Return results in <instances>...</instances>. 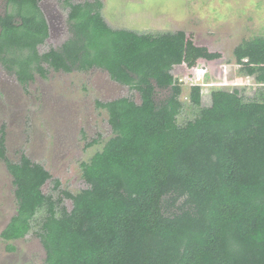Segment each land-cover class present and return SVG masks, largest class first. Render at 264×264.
I'll return each mask as SVG.
<instances>
[{"label":"trees","instance_id":"1","mask_svg":"<svg viewBox=\"0 0 264 264\" xmlns=\"http://www.w3.org/2000/svg\"><path fill=\"white\" fill-rule=\"evenodd\" d=\"M4 1L0 64L20 84L50 69L99 68L138 92L139 102L123 96L97 103L112 135L80 163L88 186L62 191L70 210L43 192L51 179L43 165L23 152L17 162L7 157L1 126L0 159L16 200L1 238L21 239L38 226L46 264H264V36L233 51L253 92L217 88L203 104L201 85L192 84L195 114L181 123L182 86L173 66L221 54L194 44L183 30L113 28L100 0H58L68 9L70 35L39 53L49 35L39 0ZM161 90L169 93L159 101Z\"/></svg>","mask_w":264,"mask_h":264},{"label":"rangeland","instance_id":"2","mask_svg":"<svg viewBox=\"0 0 264 264\" xmlns=\"http://www.w3.org/2000/svg\"><path fill=\"white\" fill-rule=\"evenodd\" d=\"M100 1L101 13L113 28L149 33L183 30L194 44L221 54L210 61L198 59L191 66L185 62L173 66L171 73L182 86L179 98L184 103L179 122L194 117L189 105L192 84L201 85L203 104L208 103L211 90L217 88L245 87L248 94L256 88L252 77L240 73L233 51L243 41L264 36V0ZM40 6L50 29L38 47L43 53L51 47L58 48L70 33L68 9L62 2L41 0ZM5 9V1L0 0V13ZM168 93L158 91L157 100ZM123 96H133L139 102L138 92L113 81L99 68L71 73L50 69L46 77L36 74L33 81L22 85L0 64V128H5L7 157L17 162L23 152L43 165L51 174L42 186L43 192L60 197L70 210L72 201L62 191L77 193L88 186L80 163L101 150L112 135L107 112L97 103ZM56 179L58 187L54 186ZM15 208L12 177L0 159V233ZM37 228L17 240L5 241L0 236V264H46ZM8 244L15 249L8 250Z\"/></svg>","mask_w":264,"mask_h":264},{"label":"flooded vegetation","instance_id":"3","mask_svg":"<svg viewBox=\"0 0 264 264\" xmlns=\"http://www.w3.org/2000/svg\"><path fill=\"white\" fill-rule=\"evenodd\" d=\"M40 3H41V0H39V3H38V5H39V7H40V9H41V6H40ZM6 10V9H5ZM41 11H42V9H41ZM42 13H43V11H42ZM43 15H44V17H45V19H46V16H45V14L43 13ZM46 22H47V24H48V30H49V32H50V29H49V23H48V21H47V19H46ZM69 30V29H68ZM49 36V35H48ZM47 39V38H46ZM41 45V44H40ZM39 47V46H38ZM38 51H39V49H38ZM40 53V52H39Z\"/></svg>","mask_w":264,"mask_h":264},{"label":"built area","instance_id":"4","mask_svg":"<svg viewBox=\"0 0 264 264\" xmlns=\"http://www.w3.org/2000/svg\"><path fill=\"white\" fill-rule=\"evenodd\" d=\"M201 71L203 72V70L201 69ZM202 74H204V72L202 73ZM205 75V74H204Z\"/></svg>","mask_w":264,"mask_h":264}]
</instances>
